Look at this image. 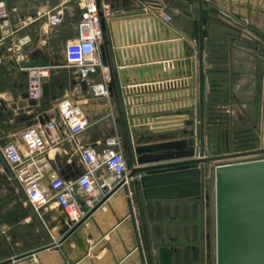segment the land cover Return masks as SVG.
<instances>
[{
    "label": "crops",
    "instance_id": "crops-1",
    "mask_svg": "<svg viewBox=\"0 0 264 264\" xmlns=\"http://www.w3.org/2000/svg\"><path fill=\"white\" fill-rule=\"evenodd\" d=\"M103 1L112 7L100 43L107 41L106 61L98 50L102 64L82 69L64 54L76 37L75 3L51 28L45 12L57 0H6L8 32L0 27V264H207L210 162L136 174V184L128 176L76 223L53 198L52 185L71 182L84 170L71 140L51 146L39 161L49 195L43 207L35 208L6 172L3 146L41 125L42 112L45 122L57 119V104L68 96L81 102L90 120L79 143L104 152L116 147L109 143L115 139L135 167L142 166L137 148L150 144L178 143L179 156L146 165L186 159L181 153L190 147L195 158L212 156L214 97L228 113L234 99L240 113L234 118L257 122L263 131L264 0ZM158 7L171 15L169 22L154 14ZM29 66L49 67L44 82L54 98L48 104L43 96L33 103L26 95ZM98 83L107 95L94 93ZM256 83L260 111L252 121L244 109ZM145 175L150 177L143 183Z\"/></svg>",
    "mask_w": 264,
    "mask_h": 264
},
{
    "label": "built area",
    "instance_id": "built-area-1",
    "mask_svg": "<svg viewBox=\"0 0 264 264\" xmlns=\"http://www.w3.org/2000/svg\"><path fill=\"white\" fill-rule=\"evenodd\" d=\"M71 2L79 7L80 17L76 23L75 39L64 46L65 58L70 65L93 69L102 64L98 54L99 45L103 40L100 12L106 20L112 15V7L110 2L103 0H57V3L45 12L48 27L53 28L61 23L63 10ZM154 14L164 22L171 20V15L163 8H156ZM9 25L7 2L0 0V27L3 32H8ZM49 74L48 66L27 67L26 92L29 98L38 99L42 96V85ZM92 88L95 94H108L103 83L94 84ZM57 108V119H50L37 127L26 128L18 141H11L3 146L2 153L27 199L38 209L45 206L49 200L41 182L43 170L39 161L51 146L71 140L84 162V170L71 182L53 181L52 185L53 198L71 222L76 223L86 212L81 210L82 206L87 210L94 207L121 182L127 180L126 156L119 141L115 139H110L109 143L116 147L104 152H99L90 144L79 143L78 135L90 125L79 100L69 96L63 97ZM257 154L263 156L255 158L264 157V153Z\"/></svg>",
    "mask_w": 264,
    "mask_h": 264
},
{
    "label": "water",
    "instance_id": "water-1",
    "mask_svg": "<svg viewBox=\"0 0 264 264\" xmlns=\"http://www.w3.org/2000/svg\"><path fill=\"white\" fill-rule=\"evenodd\" d=\"M100 16L104 30L106 23L101 12ZM106 44L107 41L99 45L104 61H106ZM42 86V96L48 104L54 98V94L51 93L49 82H43ZM34 100L31 102L35 103ZM47 119L45 112L38 116L41 124H44ZM178 147V143L173 142L138 147L137 162L142 166H133L130 158L127 157L128 176L133 177L136 184V174L140 173L178 166H195L224 157L264 153V147H261L242 152L195 158V150L190 147L181 153V156L186 159L146 165L178 157ZM159 150L164 152L152 155L153 152ZM195 171L199 174L198 169ZM149 177L148 175L142 176V182L145 183ZM144 194L146 196L147 192L145 191ZM214 199L216 264H264V157L216 164L214 166ZM81 210L86 211L87 208L82 206Z\"/></svg>",
    "mask_w": 264,
    "mask_h": 264
},
{
    "label": "rangeland",
    "instance_id": "rangeland-1",
    "mask_svg": "<svg viewBox=\"0 0 264 264\" xmlns=\"http://www.w3.org/2000/svg\"><path fill=\"white\" fill-rule=\"evenodd\" d=\"M185 30L189 29L187 23H182ZM256 80H259L258 76H255ZM260 84L262 87V83L260 80ZM252 96L250 99H247L248 107L244 109L246 113L245 118L248 120L256 121L257 115L260 111V99H261V91L259 88V83L252 86ZM232 99V97H230ZM215 102L213 106V125L215 128L214 133V144H213V155H220L225 153H235L242 152L247 150H252L256 148L264 147V134L261 130V126L259 123H244L241 118H234L239 113V107L237 106V102L233 99L228 103L233 106L230 107L231 113H228L226 108L219 107ZM243 109V108H242ZM234 120V121H233ZM247 139L244 141L243 139ZM3 143L0 142V148ZM263 156L262 154L257 155H242L237 157H224L218 160L210 162L211 169L208 171L207 175V209L213 217V234L212 240L209 243V252H208V262L207 264H216L215 258V199H214V166L218 163H226V162H234L237 160L251 159L255 157ZM6 172L10 175V179L14 182L16 180L12 174V171L9 166L6 168ZM15 183V182H14ZM16 184V183H15ZM22 187V186H21ZM19 188V187H18ZM21 190V188H19ZM23 189V188H22ZM19 190V191H20ZM22 193L25 194L24 190H21ZM26 196V194H25Z\"/></svg>",
    "mask_w": 264,
    "mask_h": 264
},
{
    "label": "trees",
    "instance_id": "trees-1",
    "mask_svg": "<svg viewBox=\"0 0 264 264\" xmlns=\"http://www.w3.org/2000/svg\"><path fill=\"white\" fill-rule=\"evenodd\" d=\"M215 76H216V75H215ZM214 81H215V82L217 81L216 78H215ZM214 81H213V85H216V83H215ZM215 95H216V94H215ZM215 102H218V100L216 99V97H214V102H213V103L215 104ZM243 140L246 141L247 139L244 138Z\"/></svg>",
    "mask_w": 264,
    "mask_h": 264
}]
</instances>
